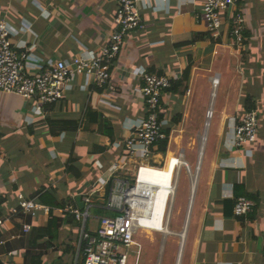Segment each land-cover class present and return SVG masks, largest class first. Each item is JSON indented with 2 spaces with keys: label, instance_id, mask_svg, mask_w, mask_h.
Here are the masks:
<instances>
[{
  "label": "crops",
  "instance_id": "obj_1",
  "mask_svg": "<svg viewBox=\"0 0 264 264\" xmlns=\"http://www.w3.org/2000/svg\"><path fill=\"white\" fill-rule=\"evenodd\" d=\"M202 3L139 0L143 28L126 34L111 64L110 80L97 87L90 76L76 75L71 89L58 102L43 106L42 114L32 110L35 99L0 91L2 215L16 205L19 193L31 198L51 188L57 202L66 204L51 207L48 214L39 212L32 221L21 215L6 220L0 226L2 264L25 262L29 234L22 232V223L45 227L50 216L62 218L70 207L84 210L87 194H91L90 213L104 206L114 163L120 166L116 175L132 179L138 166L163 168L179 153L192 171L191 176L181 168L178 175L179 179L185 172L188 177L187 203L184 212L181 208L174 217L175 230L153 232L170 235L183 228L178 249L173 250L165 236L169 245L166 240L158 260L154 262L148 252L141 255L140 246L138 261L134 256L132 264H140L142 257L143 264H264V129L259 127L249 145L251 154L232 142L234 126L245 111V96H255V110L264 100V91H259L264 88V0L235 1L216 34L201 19ZM116 13L115 0H0V20L17 31L14 46L24 45L44 61L69 62L81 54L99 53L117 26ZM236 15L244 19L242 44L229 35L230 18ZM187 66V78L163 92L160 118L165 121L161 139L166 140L165 149H158V141L148 156L140 151L132 154L125 146L132 134L129 126L146 115L141 73L166 75L172 83L182 78ZM213 76L218 78L214 92ZM260 108L263 126L264 101ZM213 113L216 118L208 132ZM51 120L73 122L76 130L51 135ZM195 149L192 166L186 154ZM238 197L255 203L246 216L234 214ZM97 214L94 210L92 215ZM95 224L92 220L88 227ZM78 230L61 223L48 248L47 237L39 240L42 247L34 250L41 253L42 264L59 257L67 261L65 246L77 241ZM73 259L75 264V255Z\"/></svg>",
  "mask_w": 264,
  "mask_h": 264
},
{
  "label": "built area",
  "instance_id": "obj_2",
  "mask_svg": "<svg viewBox=\"0 0 264 264\" xmlns=\"http://www.w3.org/2000/svg\"><path fill=\"white\" fill-rule=\"evenodd\" d=\"M115 1L117 26L108 36L105 46L99 53L81 54L69 62L61 59L44 61L24 45H18V49L12 42L16 29L6 21L0 20V91L18 95L24 100L35 99L37 104L32 110L42 114L43 106L58 102L71 89V81L76 75L90 76L93 85L104 86L111 78V64L123 45L126 34L131 30L143 28L139 0ZM235 1L237 0H203L200 14L208 31L216 34L223 24L224 14ZM243 25L244 19L241 15L230 18L229 35L238 44L244 41ZM141 74L144 82L141 94L146 106V115L129 126L132 134L126 138L125 146L132 154L140 151L145 157L151 153L152 146L165 137L163 132L165 121L160 118L161 102L163 92L171 87V78L146 72ZM210 80L212 86L216 87L217 76L211 77ZM258 128L257 110L244 112L233 129V147L251 154L249 145L256 140ZM172 161V188L163 220L166 228L180 169L184 168L192 176V171L182 159L181 153L169 159V163ZM145 166L148 165L138 166L134 177L128 179L116 175L120 166L114 163L107 180L110 188L104 205L112 215H92L89 211L91 194L83 198L84 210L70 207V213L79 222L75 264L80 259L83 264H130V252H135L138 261L140 245L135 240L138 233L163 232L147 226L151 225L157 186L141 178ZM254 205L250 198L238 197L234 202V214L246 216L253 210ZM50 209L34 198L19 193L16 205L7 214L9 216L0 219V226L17 215L30 218L32 221L39 212L48 214ZM92 220L96 223L95 227L89 228L88 224ZM31 226L29 222L22 223V232L28 233ZM8 255H13V252H9Z\"/></svg>",
  "mask_w": 264,
  "mask_h": 264
},
{
  "label": "trees",
  "instance_id": "obj_3",
  "mask_svg": "<svg viewBox=\"0 0 264 264\" xmlns=\"http://www.w3.org/2000/svg\"><path fill=\"white\" fill-rule=\"evenodd\" d=\"M189 67L190 66H187V68L184 70L182 78L179 81H172L171 87L167 89L168 91L173 90L174 87L178 86L182 81H184L187 78ZM243 108L245 111L257 109L255 96H253L252 94H247L243 102ZM75 130H76V124L75 123L73 124V122L63 121V120L49 121V131L51 135H58L61 131L66 132V131H75ZM165 146H166L165 139L159 141V146H158L159 150L163 151L165 149ZM67 169L70 170L71 169L70 166H68ZM34 196L37 197V199L34 198L35 200H37L41 204L49 206L50 208L51 207H60V208L66 207V204L64 203L61 204V202L60 203L57 202V197L54 194V190L51 188L45 189V190H39L35 192ZM34 196H32L31 198H33ZM3 202H4V199L0 197V207L3 204ZM94 210H95V213H100V214H104L107 212L102 204L96 206ZM8 216L9 215L3 216L0 210V219H5ZM61 223L70 225L73 229H78L79 227V222L76 221V219L74 218V215L68 211L64 212V215L62 218L50 216L48 219L47 225L45 227L36 228V227L31 226L30 231L27 233L29 234V249L26 251L24 264H42L40 260L41 253L39 251L36 252L34 249L42 247V245L39 244L38 241L45 237H47L48 239V242L46 243L47 244L46 248H48V246L50 245V241H53L57 238V227ZM76 246H77V241L68 243L65 246V250L63 252L64 255L66 254L68 255V260L64 261L62 257H59L52 264H74L73 256L75 255V252H76ZM0 264L2 263L0 262ZM77 264H83L82 260L80 259L77 262Z\"/></svg>",
  "mask_w": 264,
  "mask_h": 264
},
{
  "label": "rangeland",
  "instance_id": "obj_4",
  "mask_svg": "<svg viewBox=\"0 0 264 264\" xmlns=\"http://www.w3.org/2000/svg\"><path fill=\"white\" fill-rule=\"evenodd\" d=\"M216 88H217V86L216 87L212 86L213 92L216 90ZM263 89L262 90L259 89V91L262 93L264 91ZM261 95H262L261 98L264 99L263 98L264 97L263 93ZM263 101L264 100H259L258 110L260 111V113H262L260 106H261V102H263ZM260 113H259V125H260L259 127L263 130L264 129V124L262 126V123H261L263 117L260 115ZM215 118H216V114L213 113L212 117L209 120L210 122H209L208 132H211L212 122L215 120ZM260 128H258V132H259ZM202 129H203V126H202ZM199 147L200 146L198 145V149H199ZM196 151H197V149H195L194 151L193 150L192 151L188 150L187 154H186V158H187V160L190 163H192V166H194V162H192V161H194L193 159H195ZM188 194H189L188 177H187L185 172H182L180 174V176H179V179H178L176 195H175V198H174V203H173V208H172L173 218L171 219V223H170V226H168V229L175 230L177 228V224H176V221H175L174 217L176 216L177 212L181 208H182V211L184 212V209H185V206H186V203H187ZM93 212H94V210L92 209L91 213L93 214ZM97 215H107V216H109V214H107V213H104V214H100L99 213ZM182 230H183V228H180L177 232H173L170 235L169 234H167V235L158 234V233H153V232H150V231L142 232V233H138L136 235L135 240L141 246V249H142L141 255L142 254H146L147 252L151 253L152 254V258H153V260L155 262V259L158 260L162 256V252H163V249H164V246H165V242L167 240V239H165V236H167L168 240L173 243L172 249L173 250H175V248H176V250L178 249V245H179V242H180V238H179L178 233H180ZM168 240L166 242L167 245H169L168 244V242H169ZM129 255H130L129 263L132 264V262L134 260L135 252H130ZM140 264H143V257H142V259L140 261ZM158 264H159V262H158ZM164 264H168V262L165 261ZM169 264H173V261H170Z\"/></svg>",
  "mask_w": 264,
  "mask_h": 264
},
{
  "label": "bare ground",
  "instance_id": "obj_5",
  "mask_svg": "<svg viewBox=\"0 0 264 264\" xmlns=\"http://www.w3.org/2000/svg\"><path fill=\"white\" fill-rule=\"evenodd\" d=\"M214 86H216V84H214ZM209 113L210 111H208V117L210 116ZM167 165L163 168L145 166L146 169L141 175V178L144 181L157 186L154 205L152 208L153 211H152V220L150 222L151 225H147V226L165 232H168V229L165 227V225H163V220L165 217L164 213H165L166 203L170 197L169 193L171 192V188H172L171 180L173 176V161L171 163H169L168 161ZM192 187H194V185Z\"/></svg>",
  "mask_w": 264,
  "mask_h": 264
}]
</instances>
